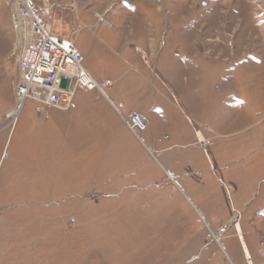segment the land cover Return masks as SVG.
I'll return each mask as SVG.
<instances>
[{
  "label": "rangeland",
  "instance_id": "374dc122",
  "mask_svg": "<svg viewBox=\"0 0 264 264\" xmlns=\"http://www.w3.org/2000/svg\"><path fill=\"white\" fill-rule=\"evenodd\" d=\"M34 1L126 109L17 110L0 0V264H264V0Z\"/></svg>",
  "mask_w": 264,
  "mask_h": 264
},
{
  "label": "built area",
  "instance_id": "2783aa9c",
  "mask_svg": "<svg viewBox=\"0 0 264 264\" xmlns=\"http://www.w3.org/2000/svg\"><path fill=\"white\" fill-rule=\"evenodd\" d=\"M16 25L25 30L30 27V35L18 57L19 82L17 85L18 108L21 110L27 100L39 105L67 109L76 93L98 92L105 96L118 113L124 108L114 104L106 92L110 88L107 81H96L84 66L85 58L76 45L67 39L55 36L49 29L46 17L51 6L45 3L39 7L34 0H15ZM67 97L63 105L61 96ZM135 132H145L148 121L141 114H134L127 122Z\"/></svg>",
  "mask_w": 264,
  "mask_h": 264
},
{
  "label": "crops",
  "instance_id": "0c3cea01",
  "mask_svg": "<svg viewBox=\"0 0 264 264\" xmlns=\"http://www.w3.org/2000/svg\"><path fill=\"white\" fill-rule=\"evenodd\" d=\"M123 48V47H122ZM124 48H126V47H124ZM126 86L130 89V84L128 83V85L126 84ZM109 97V96H108ZM114 104H116L117 102H115L114 100H112L111 98H109ZM119 102V101H118ZM125 103H123V105H124ZM124 109H126V104L124 105ZM135 113H137V112H135ZM141 113V112H140Z\"/></svg>",
  "mask_w": 264,
  "mask_h": 264
},
{
  "label": "bare ground",
  "instance_id": "6f19581e",
  "mask_svg": "<svg viewBox=\"0 0 264 264\" xmlns=\"http://www.w3.org/2000/svg\"><path fill=\"white\" fill-rule=\"evenodd\" d=\"M18 21H19V26H20V31H21V33H22V29H21V21H20V19H18ZM68 40V39H67ZM25 44H23V46H24ZM155 54V53H154ZM106 94H107V92H106ZM107 96H108V94H107ZM109 98V97H108ZM13 113V112H12ZM17 113H18V111H14V113L13 114H15V116L17 115Z\"/></svg>",
  "mask_w": 264,
  "mask_h": 264
}]
</instances>
